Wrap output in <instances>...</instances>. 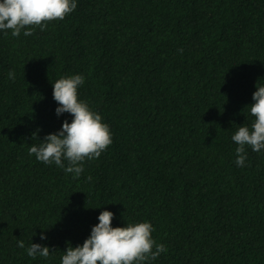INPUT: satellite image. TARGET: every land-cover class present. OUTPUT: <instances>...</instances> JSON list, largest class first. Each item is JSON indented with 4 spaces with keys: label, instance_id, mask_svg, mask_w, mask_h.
<instances>
[{
    "label": "trees",
    "instance_id": "trees-1",
    "mask_svg": "<svg viewBox=\"0 0 264 264\" xmlns=\"http://www.w3.org/2000/svg\"><path fill=\"white\" fill-rule=\"evenodd\" d=\"M44 23L0 32V264H60L104 208L151 222L152 264H264V152L238 167L231 140L264 83V0H78ZM74 73L112 133L79 177L28 154L71 119L51 81Z\"/></svg>",
    "mask_w": 264,
    "mask_h": 264
},
{
    "label": "clouds",
    "instance_id": "clouds-1",
    "mask_svg": "<svg viewBox=\"0 0 264 264\" xmlns=\"http://www.w3.org/2000/svg\"><path fill=\"white\" fill-rule=\"evenodd\" d=\"M78 0H0V32L19 36L23 29L24 36L32 35V28L46 27L47 21L63 20L74 11ZM10 80L15 73L8 72ZM85 82L83 74L62 75L52 84V97L56 102L54 109L57 116L68 113L61 127L44 135L38 143L30 144L28 154L37 161L54 164L67 173L79 177L84 169L85 160L98 158L112 143L109 125L99 112L79 97L78 89ZM248 114L254 119L249 124L242 123L231 135L236 144L234 163L243 167L248 156L246 147L253 152H264V83H256L252 93V102L247 105ZM114 213L104 208L98 213V222L93 224L89 235L82 243L68 244L60 257V264H152L167 251L163 243L152 236L153 225L148 220L127 221L113 226ZM34 234V233H33ZM44 232L40 240H46ZM17 246L24 249L31 258H48L50 246L38 242L26 246L23 240Z\"/></svg>",
    "mask_w": 264,
    "mask_h": 264
}]
</instances>
